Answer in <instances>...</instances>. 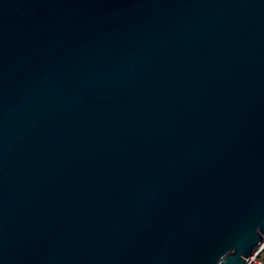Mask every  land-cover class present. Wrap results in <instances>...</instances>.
<instances>
[{"label":"water","instance_id":"obj_1","mask_svg":"<svg viewBox=\"0 0 264 264\" xmlns=\"http://www.w3.org/2000/svg\"><path fill=\"white\" fill-rule=\"evenodd\" d=\"M263 238L264 0H0V264Z\"/></svg>","mask_w":264,"mask_h":264},{"label":"built area","instance_id":"obj_2","mask_svg":"<svg viewBox=\"0 0 264 264\" xmlns=\"http://www.w3.org/2000/svg\"><path fill=\"white\" fill-rule=\"evenodd\" d=\"M245 264H264V238L257 249L246 258Z\"/></svg>","mask_w":264,"mask_h":264}]
</instances>
